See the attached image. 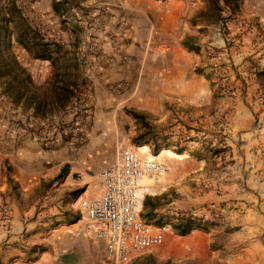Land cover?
Returning <instances> with one entry per match:
<instances>
[{"label":"rangeland","instance_id":"rangeland-1","mask_svg":"<svg viewBox=\"0 0 264 264\" xmlns=\"http://www.w3.org/2000/svg\"><path fill=\"white\" fill-rule=\"evenodd\" d=\"M36 1L0 0V145L62 149L63 160L20 185L1 160L0 264H116L78 209L82 178L140 144L187 161L177 183L140 200L163 244L124 264H200L177 256L197 231L223 264H264V0H60L52 17ZM23 24L43 44L34 52L17 41ZM91 25L99 56L81 63ZM11 57L22 69L6 73Z\"/></svg>","mask_w":264,"mask_h":264},{"label":"built area","instance_id":"built-area-1","mask_svg":"<svg viewBox=\"0 0 264 264\" xmlns=\"http://www.w3.org/2000/svg\"><path fill=\"white\" fill-rule=\"evenodd\" d=\"M94 30L91 25L77 46L76 57L81 63L99 56ZM142 173L137 153L120 145L112 163L97 174L103 189L101 195L93 197L82 192L85 194L81 193L78 199V209L93 226L95 236L105 243L108 256L116 264H124L132 256L160 246L164 241L161 231H154L152 225L141 217V207H136ZM143 199L144 196L141 201ZM189 217L194 219L193 215Z\"/></svg>","mask_w":264,"mask_h":264},{"label":"crops","instance_id":"crops-1","mask_svg":"<svg viewBox=\"0 0 264 264\" xmlns=\"http://www.w3.org/2000/svg\"><path fill=\"white\" fill-rule=\"evenodd\" d=\"M63 1V0H61ZM60 0H37L35 3V8L39 11L40 16H44L46 14H49V16H56L57 13L54 9L55 6L59 5ZM65 1V0H64ZM82 3H89V2H100V4H108L109 3H120L121 7L123 8H129L131 9L133 6L134 0H80ZM92 4V3H90ZM18 48H20L18 46ZM139 51H137L138 53ZM24 64H27L24 62ZM36 63H28V67L30 70H36L35 67ZM46 70L45 68H43ZM46 73V71H45ZM40 74H43L40 72ZM39 74V75H40ZM41 79V77H39ZM10 130H7V126L5 125V129L3 128L0 130V140L4 138L5 136H9ZM3 140V139H2ZM1 142V141H0ZM3 145V144H2ZM0 145V171H1V160L5 157H11L12 162V169L13 173L15 175V178H17V181L19 182V185L21 183H25L28 180L35 179L36 176H39V174H42L45 172L47 168H49L53 164H60V162L63 160L62 155L63 151L53 149V150H47L42 151L34 146H25V144H21L17 147L18 152L15 150H6L3 149V146ZM19 153V155H18ZM58 161V162H57ZM77 168V165H73L72 169L75 170ZM15 215V212H14ZM14 238V236H12ZM193 238V240L191 239ZM188 241V244H185L184 241ZM183 243L179 244V248L177 251V256L179 258L186 257V256H193L195 259H199L200 264H223L224 259L220 258V254L215 255V258H213V254H211V251L209 249V244L207 242L206 237H204L200 232H194L188 236L184 237ZM169 250V247H165L164 249H161L160 251L163 253ZM159 251V252H160ZM13 251L8 253V250L5 251L4 255L1 256V259L10 260V255ZM162 253V254H163ZM218 260H221L218 262ZM12 264H23L20 261L13 262ZM186 264V261L184 262Z\"/></svg>","mask_w":264,"mask_h":264},{"label":"bare ground","instance_id":"bare-ground-1","mask_svg":"<svg viewBox=\"0 0 264 264\" xmlns=\"http://www.w3.org/2000/svg\"><path fill=\"white\" fill-rule=\"evenodd\" d=\"M133 150L140 157L141 167L143 169L140 179L141 189L137 193L138 197L136 201V207L139 209L141 207L140 200L142 195L144 196V192L152 195L157 194L165 190L166 187L179 181L181 168L187 161V156L186 154L177 153L171 148H161L156 153H152L147 144L135 145ZM82 179L88 184L86 188L87 195L93 197H99L101 195L103 189L99 184L98 178L83 175ZM154 231L157 232L159 229L154 228ZM191 239L193 240V238ZM184 242L188 244L187 239ZM157 247L161 246L151 247L150 249Z\"/></svg>","mask_w":264,"mask_h":264},{"label":"trees","instance_id":"trees-1","mask_svg":"<svg viewBox=\"0 0 264 264\" xmlns=\"http://www.w3.org/2000/svg\"><path fill=\"white\" fill-rule=\"evenodd\" d=\"M216 1V3H218L219 2V0H215ZM224 1V3L227 5V6H229V7H231V6H233V9L235 8V6H236V0H232L231 2V4H233V5H228V4H230V0H223ZM232 8V7H231ZM217 9L218 10H220V7L218 6L217 7ZM218 16L220 17L221 15H219L218 14ZM30 34V30H29V28H28V26H27V24L25 25V24H23V29H22V31L20 32V34H19V36H18V39H17V41L27 50V51H29V52H34V50H36L35 48L36 47H38V46H40V45H42L43 46V44H41L39 41H37V40H35V39H38L37 37H39V35H37V33L36 32H33V38H34V42H29L28 41V35ZM35 56L36 57H39V58H47V56L44 54V53H36L35 52ZM5 66H6V68L8 69L7 71H6V73L7 72H9V71H11V69L12 68H20V69H22L20 66H19V64H18V62H17V60L15 59V58H9V62H7V63H5ZM5 73H3V72H1L0 71V76H2V75H4ZM26 79H27V81L29 82V76H27L26 75V77H25ZM39 105V104H38ZM65 172V167H63L62 169H61V171H60V173H64ZM190 228V224H186V225H184L183 226V231H187L188 229Z\"/></svg>","mask_w":264,"mask_h":264}]
</instances>
